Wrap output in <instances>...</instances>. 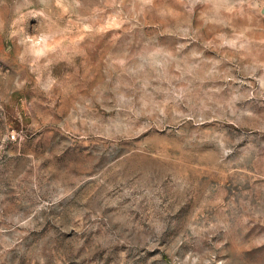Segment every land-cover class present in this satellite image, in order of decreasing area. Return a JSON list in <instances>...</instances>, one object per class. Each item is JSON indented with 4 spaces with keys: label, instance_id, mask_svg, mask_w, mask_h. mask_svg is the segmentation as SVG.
<instances>
[{
    "label": "rangeland",
    "instance_id": "rangeland-1",
    "mask_svg": "<svg viewBox=\"0 0 264 264\" xmlns=\"http://www.w3.org/2000/svg\"><path fill=\"white\" fill-rule=\"evenodd\" d=\"M0 264H264V0H0Z\"/></svg>",
    "mask_w": 264,
    "mask_h": 264
}]
</instances>
